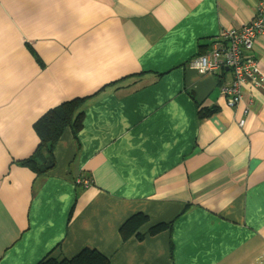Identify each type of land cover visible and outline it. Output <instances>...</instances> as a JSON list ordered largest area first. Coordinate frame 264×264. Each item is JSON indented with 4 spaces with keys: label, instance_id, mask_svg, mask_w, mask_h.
Returning <instances> with one entry per match:
<instances>
[{
    "label": "crops",
    "instance_id": "1",
    "mask_svg": "<svg viewBox=\"0 0 264 264\" xmlns=\"http://www.w3.org/2000/svg\"><path fill=\"white\" fill-rule=\"evenodd\" d=\"M257 3L0 0V264L86 246L113 264H264V90L247 83L230 107L232 72L187 64ZM251 55L264 71V36ZM84 96L82 129L67 128L55 167L36 175L21 162L36 121ZM205 107L216 111L200 118ZM157 224L168 227L151 235Z\"/></svg>",
    "mask_w": 264,
    "mask_h": 264
},
{
    "label": "trees",
    "instance_id": "2",
    "mask_svg": "<svg viewBox=\"0 0 264 264\" xmlns=\"http://www.w3.org/2000/svg\"><path fill=\"white\" fill-rule=\"evenodd\" d=\"M225 69L222 70L224 72ZM92 96L76 97L63 101L61 104L49 109L35 123L34 127L39 136L38 146L31 157L21 162L30 166L36 175H43L51 171L56 165L55 149L67 128H71L75 135L83 127L87 100ZM216 108H201L199 117L205 118L212 115ZM147 221L144 214H135L129 218L121 227V235L126 240L136 233L140 226ZM168 224H157L149 233L155 235L157 232L167 228ZM139 238L143 235L137 234ZM37 264H113L109 257L98 249L86 246L72 258L57 259L47 256Z\"/></svg>",
    "mask_w": 264,
    "mask_h": 264
},
{
    "label": "built area",
    "instance_id": "3",
    "mask_svg": "<svg viewBox=\"0 0 264 264\" xmlns=\"http://www.w3.org/2000/svg\"><path fill=\"white\" fill-rule=\"evenodd\" d=\"M264 36V0H258L254 19L240 28H226L220 34V41L204 53H199L188 61V66L201 72H222L229 68L233 74L230 82L221 86L223 95L230 107L237 106L243 99L245 84L264 90V71L259 61L251 52L257 39ZM245 119L240 124L244 126ZM85 187L92 185V180L83 178L77 181Z\"/></svg>",
    "mask_w": 264,
    "mask_h": 264
},
{
    "label": "water",
    "instance_id": "4",
    "mask_svg": "<svg viewBox=\"0 0 264 264\" xmlns=\"http://www.w3.org/2000/svg\"><path fill=\"white\" fill-rule=\"evenodd\" d=\"M226 69H229V68H226Z\"/></svg>",
    "mask_w": 264,
    "mask_h": 264
}]
</instances>
